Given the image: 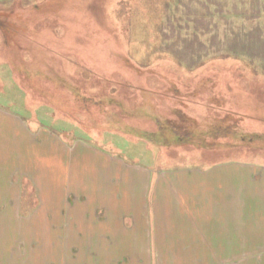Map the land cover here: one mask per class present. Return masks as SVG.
I'll return each instance as SVG.
<instances>
[{
    "label": "rangeland",
    "instance_id": "374dc122",
    "mask_svg": "<svg viewBox=\"0 0 264 264\" xmlns=\"http://www.w3.org/2000/svg\"><path fill=\"white\" fill-rule=\"evenodd\" d=\"M243 166L264 178V0H0V264H235L156 199L225 176L233 235ZM103 203L130 218L94 232Z\"/></svg>",
    "mask_w": 264,
    "mask_h": 264
},
{
    "label": "crops",
    "instance_id": "0c3cea01",
    "mask_svg": "<svg viewBox=\"0 0 264 264\" xmlns=\"http://www.w3.org/2000/svg\"><path fill=\"white\" fill-rule=\"evenodd\" d=\"M241 170H251L249 173H242V177L238 179V182L234 184V187L231 189L234 193V200L233 203H230V205L233 204V213H234V222L233 226H230V231L233 230L232 234L228 233V221L226 215L227 210V203L226 198L222 200L221 191H226V186L220 187L221 185L218 184L220 182L221 184H226L225 176L218 175L217 178L211 179V182L207 180H203L202 185H199L200 183H195V179L190 177H186V179H190L192 181L186 180L187 183L185 185H168L165 188V191L169 194V197L173 195V197L176 199H179L180 195L177 192L180 191H187L189 194L186 196V198H182V201H178L179 204L176 206L173 205V200H163L162 199V191L164 190V187L160 191L161 198L157 197L156 199V205L157 208L159 207V210L163 208L165 210V214L167 215L166 210L168 211L167 216H171L173 214L177 215L178 218L183 219V224L188 227L189 225L192 227H188L186 229L185 237L182 236L179 241H182L181 243L186 245V249L188 247H192L194 249H198L199 251L192 252V256L196 255H209L211 252L217 253L219 256H225L227 254H231V252H228V249L234 248V254L238 256L239 258H236L235 264H264V232L263 236L260 238L261 244L258 243L259 236H258V230L261 229L260 222H264V178L260 176V171L249 167H241ZM264 171V169H259ZM255 172V173H254ZM202 175V174H201ZM190 176V173L187 175ZM203 176H205V173H203ZM225 177V178H224ZM157 185L153 186L156 187ZM176 186V187H175ZM181 186H184V189H182ZM206 192H216L217 194L214 196L213 201H209L210 204H202L201 202L197 203L198 199L207 198ZM226 193H224L225 195ZM223 195V196H224ZM168 196V195H167ZM196 198V199H195ZM208 199V198H207ZM20 200V196H19ZM110 204V203H109ZM212 204H217L218 209L216 210V214L221 213L219 211V208L222 210V215H226L223 220H221V216L218 218H213V216L210 217V213H214ZM172 207L168 209V206ZM66 206V204H65ZM98 203L93 204L91 207V212L88 213V211H85V215L83 217L90 218L92 216L96 217L98 215L97 207ZM204 206H209L211 209V212L209 210H205ZM156 208V209H157ZM102 211H104L105 215L104 220H101L100 218H97L95 221L88 222L91 225V229L95 231H104L102 228V224L108 225L109 222L112 220V224L117 225L119 222V219L116 218V216H111L110 213H108L109 206L106 203H103L100 207ZM235 209V210H234ZM159 211V214H160ZM198 211V214H195V212ZM261 213V216L259 212ZM18 212V210H17ZM258 213V214H257ZM108 214V215H107ZM170 214V215H169ZM256 214V215H255ZM32 215V214H30ZM28 215V216H30ZM64 217L65 215L62 214ZM180 215V216H179ZM259 216V217H258ZM130 217H123L122 223ZM177 218V217H176ZM177 218V219H178ZM185 218V219H184ZM70 221H73V218H69ZM109 219V220H108ZM215 220V221H213ZM186 222V223H185ZM87 223V222H86ZM94 223H100L98 226H101V230L94 225ZM111 224V225H112ZM161 224V223H160ZM200 225V227H196L195 225ZM264 224V223H263ZM188 225V226H187ZM106 231H107V227ZM214 228V229H213ZM258 228V229H257ZM257 230V231H256ZM96 234V233H95ZM231 238H228L230 236ZM96 237L91 238V240H95ZM185 239V240H183ZM97 240V239H96ZM99 241V240H97ZM100 245H102V242H98ZM114 244V242H112ZM109 245L111 243H108ZM112 244V245H113ZM111 245V246H112ZM198 264V263H196Z\"/></svg>",
    "mask_w": 264,
    "mask_h": 264
}]
</instances>
